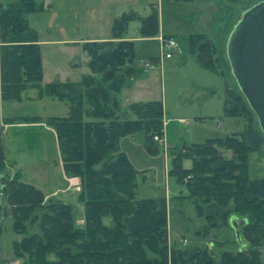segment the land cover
<instances>
[{
	"label": "trees",
	"instance_id": "1",
	"mask_svg": "<svg viewBox=\"0 0 264 264\" xmlns=\"http://www.w3.org/2000/svg\"><path fill=\"white\" fill-rule=\"evenodd\" d=\"M41 10L37 0L0 5L1 98L18 100L24 89L37 88L40 96L69 104L66 116L50 117L47 124L56 133L65 175L80 180L83 224L75 225L70 204L51 199L44 203L37 188L5 179L0 188L12 231L22 236L12 244L14 255L21 264H168L166 200L137 199L138 171L119 145L121 137L143 132L147 148H157L154 136L164 135L162 102L132 103L128 108L135 118L125 119L117 99L136 73L134 43L123 35L129 22L138 19L140 33L155 36L157 10L152 8L143 18L131 12L115 19L110 40L81 44L89 73L77 82L55 80L44 88L38 34L27 21L28 15ZM185 43L203 68L221 72L217 48L207 35L193 33ZM223 103L225 116L246 121L244 131L182 146L172 153L169 173L187 186L188 198L207 229L229 226L231 216L246 219L239 226L246 247L214 255L203 247L173 246L170 264H264L259 250L264 245V176L249 178L250 155L261 150L264 138L253 128V111L240 90L226 85ZM221 149L230 150L231 158ZM185 158L192 160L191 167L183 166ZM3 161L0 144V170ZM27 224L36 225L37 231L30 234Z\"/></svg>",
	"mask_w": 264,
	"mask_h": 264
},
{
	"label": "rangeland",
	"instance_id": "2",
	"mask_svg": "<svg viewBox=\"0 0 264 264\" xmlns=\"http://www.w3.org/2000/svg\"><path fill=\"white\" fill-rule=\"evenodd\" d=\"M239 1L242 5L247 6L257 3L259 0ZM53 2L54 0L40 1L43 10L30 20L31 27L37 31L39 37L43 68L42 88L55 80L77 82L84 74L90 72L87 64L88 57L80 47L82 43L56 41L61 40L62 37L86 39V37L98 36L109 31L102 26L103 17L97 11L89 12V18L87 16L85 18L81 11L80 21H83V18H88L85 23L77 24L75 22L73 26H70L68 25L69 18H64L54 26L53 15L65 16L67 10H65V6H61V8L56 4L52 6ZM93 2L95 3L96 0ZM242 5H231V14L234 15L233 19L236 21L239 19L241 7H244ZM183 6L186 5L180 3V5L172 6L173 10H164V24L171 31H174L173 28L177 29V34L169 35H173L172 37L180 46L181 52L175 54L172 59L165 60L161 59L158 41L135 43L136 76L122 89L124 99L129 94L127 99L144 102L152 99L151 101L160 100L162 103L165 100L166 103V113L163 117L165 144L157 142V148L154 147L150 150L146 145L145 134L140 132L134 136L121 137L119 145L133 168L138 171L137 199L163 198L166 200L168 264H170L173 246L176 249L203 247L214 255L221 251L235 253L239 250V245L235 241L233 242L235 235L231 227L226 225L209 229L205 227L207 222L202 215H199L194 204L188 198L187 186L179 183L169 173L172 168V153L175 150L185 145L202 143L208 138H220L233 132H242L246 124L243 118L224 115L225 86L227 85L237 92L239 90L227 58V40L217 36L213 38L217 56L221 60V72H212L199 66L196 54L191 52L181 39L185 33L180 28L181 17L187 13ZM119 9L120 13H128L123 7ZM138 14L142 15L141 9L138 10ZM223 14L220 12L219 17ZM220 19H218L219 22H221ZM138 26L139 22L132 21L128 27V34L132 35L134 27ZM144 63L151 64V67L146 69L147 73L141 68ZM248 109L251 111L249 105ZM68 111L69 104L67 102L46 95L40 96L37 88L24 89L18 100L0 98V144L4 152V166L0 170V187L6 181L5 179L10 182L21 181L40 190L44 195V203L50 199L68 203L72 208L75 225L81 227L83 205L78 199L80 180L73 177L77 178L79 182L74 184L73 189L67 193L62 191L66 185L65 173L56 133L47 124L48 118L66 116ZM124 112L120 108L121 116L127 114L129 119L135 118L131 109L127 108L128 113ZM252 114V126L264 138V132L260 128L258 119L253 112ZM3 118L13 126L7 129L2 128ZM33 118H37V120L27 121V119ZM125 119L127 118L125 117ZM19 122L29 124L25 127L17 126L16 124ZM40 123L47 128L42 125L30 126V124L40 125ZM221 150L224 157L231 158L230 150ZM191 165L190 158L183 160L185 168H189ZM262 176H264V143L260 151L250 155L249 160V178L253 180ZM65 177L67 176L65 175ZM12 224L13 220L5 202V194L0 188V264L22 263V259L16 258L14 255L12 246L13 242L20 240L22 236L12 231ZM27 227L30 234L37 231L36 225L27 224ZM259 250L261 259L264 261V245ZM148 256L156 258L151 253H148Z\"/></svg>",
	"mask_w": 264,
	"mask_h": 264
},
{
	"label": "crops",
	"instance_id": "3",
	"mask_svg": "<svg viewBox=\"0 0 264 264\" xmlns=\"http://www.w3.org/2000/svg\"><path fill=\"white\" fill-rule=\"evenodd\" d=\"M10 1H13V0H0V5H5L6 3L10 2ZM37 1H38V3H40V1H42V0H37ZM238 1L239 0H96V2L94 3L93 0H54V2L52 3V6L54 4H56V6L57 5L60 6V8H61V6H63V7L65 6L66 7L65 10H67L65 16H59V15H55V14H54L55 16L53 15V19L55 20L54 26L57 25V23L61 19H64V18H66V19L69 18L70 23L68 20V25H70V26H73L74 25L73 23H75V22L77 24L79 22L85 23L86 21H88V18H89L88 13L91 11H97V12H100L101 16L103 17L104 23L102 24V26L109 29V31H107L101 35L86 37V39H80V38H75V37H71V38L62 37L61 40H58L56 42L81 44L84 42L110 40L112 37L111 27H112L113 21L115 19L121 17L123 14H128L131 12H134L136 14V16L139 18H143V17L148 16L151 13L152 8H154V7L156 8L157 15H158V33L153 37H144L140 33V22L138 19H135L136 22H139V26L134 27L135 30L133 31V34L129 35L128 34V29H129L128 27H129V24L134 20L130 21L128 24L127 30L125 31V33L123 35V38L127 41H132L134 44L137 42L145 43V42H149V41H158L159 37L173 38L172 37L173 35H169V34H177L176 33L177 29L173 28L174 31H171L168 29V27L165 26V24H164L165 23L164 22V10L165 9L166 10H169V9L173 10L174 8L172 6H177V4L180 5V3H184V5H186L183 7L187 11L186 15L184 17L183 16L181 17L182 18L181 19L182 24L180 27L185 32L181 36V39L184 42H185V38H187L188 36H190L193 33H203V34L207 35L212 40V42H214L213 38H215V36H217L220 39L222 38V39L227 40L233 26L237 22L236 19H233L234 15L231 14V5H234V4L242 5V3L240 1L239 2ZM260 1H262V0H259L257 2H260ZM55 2H57V3H55ZM42 4H44V2H42ZM95 6H97V7L95 8ZM242 6H244V7H241V9L239 11L238 18H240V14L245 9H247L248 7H250L252 5H247L248 6L247 7L246 5L243 4ZM122 7L125 8V10L128 13H126V12L120 13L121 11L119 8H122ZM50 8H51V6H50ZM178 8H180V7H178ZM139 9L142 10V15L138 14ZM81 11H82L84 17L85 16L88 17L87 19H85L86 17L83 18V21H80V18H79L81 16V14H80ZM220 12L224 13L221 17H219ZM61 13H62V11H61ZM39 14L40 13L38 11V12H35V13L28 15L27 21H28L30 28H32L30 25V20H32L33 17H36ZM218 19H220L221 22H219ZM61 21H63V20H61ZM216 28H217V30H216ZM169 32H172V33H169ZM214 34H216V35H214ZM38 44H39V37H38ZM0 46H1V42H0ZM87 64H88V62H87ZM145 64L146 63H144L141 68L147 73L146 68L144 69ZM136 66H137V62H136ZM136 66H135V68H136ZM199 66H201V65L199 64ZM136 72H137V70H136ZM135 76H136V73L134 74V76L132 77V79L130 81H132ZM130 81L126 84V86L130 83ZM128 95L129 94H127L126 97ZM124 97H125V95H124ZM126 97H125V99L122 97V90L117 95V99H118L120 108L122 111H125L124 113L127 112V108L130 104L138 103V102H144V101H138L136 99H131V98L127 99ZM0 98H1V96H0ZM151 100L152 99H150L148 101H151ZM145 102H147V101H145ZM162 110L164 111L163 112V117H164V113H166L165 100L162 103ZM124 117L130 118L129 116H127V114L124 115ZM2 120H3L2 121V128L7 129V128L13 126V124L8 123V121L6 119L3 118ZM180 121H183V119H180ZM28 124L29 123H24V122L20 123L19 122L16 125L25 127ZM41 125L46 127L44 124H41V123H40V125L39 124H37V125H31L30 124V126H34V127L41 126ZM163 127H165L164 121H163ZM163 133H164L163 137H164V142H165V140H166L165 132L163 131ZM64 179H65V184H66L65 189L62 190L64 193H67L69 190H72L73 189L72 186H74V184H77L79 182V180L77 178H67V177H65V175H64Z\"/></svg>",
	"mask_w": 264,
	"mask_h": 264
},
{
	"label": "water",
	"instance_id": "4",
	"mask_svg": "<svg viewBox=\"0 0 264 264\" xmlns=\"http://www.w3.org/2000/svg\"><path fill=\"white\" fill-rule=\"evenodd\" d=\"M231 73L264 132V0L242 13L226 44ZM246 219L229 218L239 251L246 247L239 226Z\"/></svg>",
	"mask_w": 264,
	"mask_h": 264
},
{
	"label": "built area",
	"instance_id": "5",
	"mask_svg": "<svg viewBox=\"0 0 264 264\" xmlns=\"http://www.w3.org/2000/svg\"><path fill=\"white\" fill-rule=\"evenodd\" d=\"M160 52H161V59H171L175 54H179L181 52L180 46L177 42L170 37H159L158 38ZM151 67L150 63H146L144 65V69H148ZM0 96H1V88H0ZM156 142L165 144L164 137L154 136L153 138Z\"/></svg>",
	"mask_w": 264,
	"mask_h": 264
}]
</instances>
